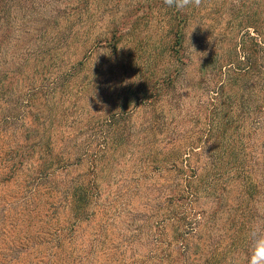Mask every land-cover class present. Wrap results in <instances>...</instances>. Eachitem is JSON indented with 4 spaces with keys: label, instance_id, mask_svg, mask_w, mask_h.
<instances>
[{
    "label": "trees",
    "instance_id": "trees-1",
    "mask_svg": "<svg viewBox=\"0 0 264 264\" xmlns=\"http://www.w3.org/2000/svg\"><path fill=\"white\" fill-rule=\"evenodd\" d=\"M88 2L80 0V5H88ZM162 5L167 15L175 14V18H169L170 21L162 25V39L173 38L174 45L164 44L153 50L159 58L167 57L165 72L159 79L156 76L151 79L153 72L149 68L152 64L156 71L158 57L153 58V63L150 58H140L142 66L134 72L133 82L127 87L122 84L116 90L113 97L117 108L115 113L109 111L99 116L91 112L87 101H83L87 100L86 91H90V84L78 80L81 74L78 69L84 66L83 61L72 63L62 57L60 65L56 57L58 54L49 52L47 59L39 62L33 69L36 72L33 71L28 78L9 70L0 71V100L3 99L7 105L3 121L18 122L26 135V144H16V149L5 151L2 158L5 165L14 164L10 170L14 176L28 165L25 180L30 186L25 193H29V200L25 198L27 201L24 199L23 205L22 202L17 204V210L22 213L16 217L24 221V211L29 210L26 238L40 237L32 233L33 223L38 220L44 222L42 231L50 225L54 226L51 220H45L47 214L42 211L61 193L62 207L67 212L65 217L73 220V224L66 229L69 234L85 221L91 227L103 220L108 221V214L114 208L112 202L121 196V185L117 191H113L110 184L103 188L102 182L106 181L101 176L110 168L114 169V165L123 164L128 157L134 161L136 168L159 169V174L163 171L167 174L176 172L177 181H182L186 171L190 172V181H186L185 185L174 184V200H164L165 203L160 198L156 216L161 224L157 225L172 224L173 211L178 213L181 206L177 196L180 200L187 199V204L191 206L202 193L221 195L225 190L235 188L234 180L242 181L241 188L251 185L246 139L264 123V64L261 60L264 56V0L244 1L239 4V12H232L221 36L208 46L209 51L203 52L208 56H203L204 62L199 67V81L195 87L179 85L172 77L180 75L175 68L176 63L185 64L179 52L188 44V41L185 42V30L191 22L188 11L170 8L164 0ZM6 7H11V4ZM0 25L9 30V25ZM135 27L136 22H111L105 25L109 36L98 37L92 45L106 43L115 50L120 40L129 36ZM88 49L85 53L91 51ZM152 81L153 85L149 88L148 84ZM44 86H49L46 105L38 108L36 103L45 90ZM191 93H195L199 103L193 121L203 120L191 138L181 140L171 123H177V114L181 112L184 99ZM140 108L144 110V115L137 122L132 119V114ZM16 184L19 188L17 193L24 197V185ZM104 193L111 198L99 202ZM95 201L98 203L94 204ZM245 216V223L238 224L233 219L225 227L224 237L229 244L245 245L243 236L249 233L254 223L251 214ZM177 219L173 222L172 238L187 239L186 236L195 230L191 226L193 218L187 217L180 224ZM196 223L198 225L199 221ZM167 234H161V237ZM65 240L67 243V235L62 236L61 242ZM176 248L182 257L181 248L177 245ZM193 250H196L195 246ZM170 255L174 257L173 252ZM218 255L217 252L216 257L214 254L213 259L204 264L220 263ZM11 260L16 261L14 258ZM185 262L183 264H188V261Z\"/></svg>",
    "mask_w": 264,
    "mask_h": 264
},
{
    "label": "rangeland",
    "instance_id": "rangeland-1",
    "mask_svg": "<svg viewBox=\"0 0 264 264\" xmlns=\"http://www.w3.org/2000/svg\"><path fill=\"white\" fill-rule=\"evenodd\" d=\"M244 1L253 0H203L199 8L190 6L186 9L191 19L185 30V42L188 41V44L179 52L185 64L176 63L175 68L180 75L177 78L176 74L172 75L175 83L197 85L203 56H208L203 52L209 51L208 46L221 36L230 15L233 11L239 12V4ZM8 4L11 7H6ZM87 4L80 5V0H0V24L9 25V30L0 27V71L9 70L28 78L37 64L47 59L49 52L58 54L56 57L60 65L63 58L72 63L83 61L84 66L78 69L81 71L78 80L90 84V91H86L87 100L83 101H87L91 112L104 116L109 111L116 112L113 102L116 90L122 84L127 87L133 82L132 76L142 66L143 57L150 58L153 63V58L157 56L153 52L156 47L174 45L173 38L162 39V25L170 21L169 18H175V14H166L162 0H89ZM78 6L79 10L76 9ZM111 22H136V27L129 36L120 40L115 50L106 43L92 45L98 37L109 36L105 25ZM170 40L172 43H168ZM87 49L91 51L85 53ZM167 60L166 56L158 57L156 71L151 64V79L154 76L159 79L163 75ZM261 60L264 64V56ZM125 65L127 68L123 69ZM262 76L264 78V74ZM152 85L153 81L148 87ZM44 88L36 103L38 108L46 105L49 86ZM245 96L248 95L245 93ZM3 101L0 100V264H183L185 261L188 264H204L212 260L214 254L216 257L217 252L218 264H247L251 247L249 233L243 236L246 248L242 244L232 245L224 237L225 227L233 219L238 224L245 223L248 213L253 216V225L264 222V123L246 139L252 172L251 188H241L242 181L234 180L235 188H229L221 195L202 193L191 206L187 204V199L180 200L177 196L181 206L178 213L173 211L171 218L173 222L178 218V224L187 217L193 218L191 226L195 230L186 236L187 239H173L175 225L173 222L170 225L166 223V226L157 225L161 223L156 212L160 198L163 201L175 199L173 187L176 182L179 186L190 181L189 170L183 174L182 181H177L176 172L167 174L163 171L159 174V169L136 168L134 161L128 157L123 164L114 165V169L110 168L101 176L106 181L102 182L103 188L110 184L112 190L117 191L121 185V196L112 202L114 208L108 214V221L103 220L92 227L85 221L69 234L66 229L73 224V220L65 217L67 212L62 207L61 193L42 211L47 214L45 220H51L54 226L50 225L42 231L44 222L36 221L32 233L40 237L30 240L25 236L30 223L29 210L24 211V221L16 218L22 213L17 210V204L25 198L29 200V193H25L30 186L25 180L28 165L14 176L10 171L14 164L5 165L2 162L5 151L16 149L18 143L26 144V135L18 122L3 121L7 106ZM198 108L195 93L188 94L181 112L177 114V123H171L176 127L178 139H189L200 128L198 124L203 118L193 121ZM143 111L142 108L136 110L132 119L140 122ZM16 183L24 185V197L17 193L19 188ZM108 198H111L109 194L104 193L99 202ZM195 220L199 221L198 225ZM63 235H67L68 244L66 240L61 242ZM176 245L181 248L184 257H180ZM172 252L174 257L170 255ZM167 254L170 258H165Z\"/></svg>",
    "mask_w": 264,
    "mask_h": 264
},
{
    "label": "clouds",
    "instance_id": "clouds-1",
    "mask_svg": "<svg viewBox=\"0 0 264 264\" xmlns=\"http://www.w3.org/2000/svg\"><path fill=\"white\" fill-rule=\"evenodd\" d=\"M164 3L177 11H183L190 6L199 8L203 0H164ZM249 239L251 247L246 258L247 264H264V222L256 223L251 227Z\"/></svg>",
    "mask_w": 264,
    "mask_h": 264
}]
</instances>
